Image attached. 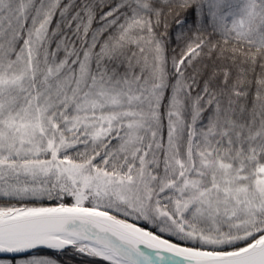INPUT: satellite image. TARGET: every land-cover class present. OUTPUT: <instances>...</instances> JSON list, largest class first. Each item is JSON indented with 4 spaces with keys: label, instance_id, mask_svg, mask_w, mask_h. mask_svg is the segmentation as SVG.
Instances as JSON below:
<instances>
[{
    "label": "snow or ice",
    "instance_id": "snow-or-ice-1",
    "mask_svg": "<svg viewBox=\"0 0 264 264\" xmlns=\"http://www.w3.org/2000/svg\"><path fill=\"white\" fill-rule=\"evenodd\" d=\"M77 257L264 264V0H0V264Z\"/></svg>",
    "mask_w": 264,
    "mask_h": 264
},
{
    "label": "trees",
    "instance_id": "trees-1",
    "mask_svg": "<svg viewBox=\"0 0 264 264\" xmlns=\"http://www.w3.org/2000/svg\"><path fill=\"white\" fill-rule=\"evenodd\" d=\"M189 23H191V18H189ZM171 32V28L169 29ZM173 47H175V44H173ZM149 230H151L149 226ZM75 264H97L96 261L93 260V258H88V257H77Z\"/></svg>",
    "mask_w": 264,
    "mask_h": 264
}]
</instances>
